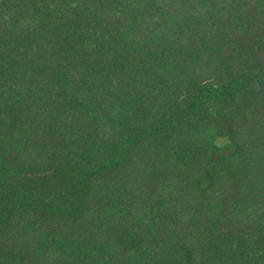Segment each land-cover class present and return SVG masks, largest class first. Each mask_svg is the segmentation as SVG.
<instances>
[{
    "label": "trees",
    "instance_id": "trees-1",
    "mask_svg": "<svg viewBox=\"0 0 264 264\" xmlns=\"http://www.w3.org/2000/svg\"><path fill=\"white\" fill-rule=\"evenodd\" d=\"M0 264H264V0H0Z\"/></svg>",
    "mask_w": 264,
    "mask_h": 264
}]
</instances>
